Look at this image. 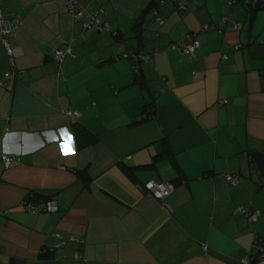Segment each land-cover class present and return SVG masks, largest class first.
<instances>
[{"label":"crops","instance_id":"1","mask_svg":"<svg viewBox=\"0 0 264 264\" xmlns=\"http://www.w3.org/2000/svg\"><path fill=\"white\" fill-rule=\"evenodd\" d=\"M180 1L79 0L106 32L62 0H0L14 49L13 67L0 34V152L16 157L0 160V264H240L264 237V9L252 22L258 0ZM189 34L193 56L172 47ZM149 180L173 183L170 210ZM31 192L59 209L27 211ZM55 232L66 243L43 258Z\"/></svg>","mask_w":264,"mask_h":264},{"label":"built area","instance_id":"2","mask_svg":"<svg viewBox=\"0 0 264 264\" xmlns=\"http://www.w3.org/2000/svg\"><path fill=\"white\" fill-rule=\"evenodd\" d=\"M64 3V6L68 9V11L71 13L74 20H83V25L85 29L94 28L97 31H106L111 32V24L110 22L103 19V8H99L97 10L88 11L86 10L78 0H62ZM170 2L171 4L175 5L179 10H186L187 6L181 2L180 0H159L158 5L163 6L165 3ZM238 2V0H228V3L230 5ZM243 2L248 3L249 0H243ZM153 13L157 16V19L161 20L160 15L158 14V7H155L152 9ZM228 16H225L224 19H227ZM240 23H237L236 28H238ZM11 33V29L8 28L5 24V17L2 12L1 6H0V34H1V40L5 47V51L7 53V56L11 62V65L14 67V49L10 43L9 35ZM113 34H116V32H113ZM173 48H179L182 52L188 55H195L197 49L200 47V40L198 39L195 34H189L185 39L179 43V44H173ZM64 51L62 50H56L55 51V59L58 61H62L65 56ZM124 56H128L127 53L124 54ZM143 60H147L149 58L148 55H141L140 57ZM134 70L139 69L138 61L134 62L133 65ZM6 76H16L19 75L18 71L15 69H11V71L7 72L5 74ZM221 103H228L227 99H224L221 101ZM63 113L67 114L73 122H76L77 118L79 117L80 113L77 110H71V109H65L63 110ZM16 157L12 156L10 154H7L5 152H0V160L8 166ZM225 179L227 183L232 187H237L240 183V176L236 172H231L225 176ZM173 183L166 182V181H156V180H149L145 183L138 184V187L143 192H149L152 194L156 199L162 201L163 205L167 209H171L169 204L166 202V198L168 195L172 192L173 189ZM34 192H31L27 198H25L22 202L23 207L32 213H40L42 211L45 212H55L58 210L57 202L54 198H49L45 201L38 202L33 201L31 199ZM238 211L243 212V209L240 207L238 208ZM261 214L260 210H253L249 214H247V218L249 221H256ZM53 236L58 238V242L53 246H44L41 249V252H48L53 254L57 248L63 247V245L66 243V238L63 237V235L59 232L53 233ZM69 239L74 240V236H70ZM202 248L205 253L209 252V246L207 244H203ZM82 256L79 252L75 253V258L80 259ZM240 263V264H264V237L260 235H255L251 251L249 255L245 256L242 259H235L234 263Z\"/></svg>","mask_w":264,"mask_h":264},{"label":"trees","instance_id":"3","mask_svg":"<svg viewBox=\"0 0 264 264\" xmlns=\"http://www.w3.org/2000/svg\"><path fill=\"white\" fill-rule=\"evenodd\" d=\"M79 1V0H78ZM158 3H159V0H152V2H151V7H154V6H159L158 5ZM150 7V8H151ZM85 8V7H84ZM150 8H149V10H150ZM86 9V8H85ZM99 9V8H98ZM262 9H264V0H258L257 1V4L255 5V6H253V7H251L250 8V10H249V17L248 18H250V21H252L253 22V20L255 19V16H256V14H257V12L259 11V10H262ZM86 10H88V9H86ZM88 11H95V10H88ZM81 21H83V20H81ZM251 23V22H250ZM85 29V28H84ZM139 64V63H138ZM134 65V64H133ZM139 69H140V64H139ZM138 69V70H139ZM137 70V71H138ZM134 71H136V70H134ZM253 162H254V164L256 165V167H258L260 170H262V169H264V153L263 152H261V151H255L254 152V154H253ZM50 197H45V196H42V195H39L37 192L36 193H34L33 195H32V197H31V199L33 200V201H38V202H42V201H45V200H47V199H49ZM58 205V204H57ZM58 209H59V207H58ZM260 216V215H259ZM40 255L43 257V258H51V257H53V254H51V253H48V252H40Z\"/></svg>","mask_w":264,"mask_h":264}]
</instances>
